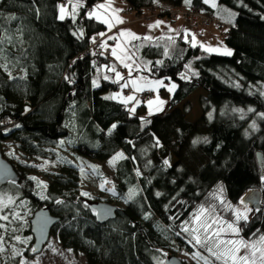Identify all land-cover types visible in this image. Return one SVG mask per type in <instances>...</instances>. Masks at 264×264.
I'll return each mask as SVG.
<instances>
[{
  "label": "trees",
  "instance_id": "obj_1",
  "mask_svg": "<svg viewBox=\"0 0 264 264\" xmlns=\"http://www.w3.org/2000/svg\"><path fill=\"white\" fill-rule=\"evenodd\" d=\"M103 1L84 0L73 22L70 15L59 18V5L68 0H0V63L24 72L9 76L0 68V140L15 133L34 142L66 140L89 162L122 153L113 172L115 217L97 220L91 205L113 203L100 197L62 195L23 181L4 190L26 198L30 211L45 207L57 216L51 237L85 255L87 264H165L168 255L195 247L183 228L192 227L201 208L208 210L201 220H234L233 206L251 190L261 191L262 207L238 227L248 241L257 240L264 234V170L257 159L264 157V0H217L215 9L203 0H123L137 14L157 8L156 19L174 23L185 21L170 18L169 8L194 7L230 27L229 56L193 46L183 34L131 42L135 58L149 66L140 72L177 86L167 109L149 120L116 97L124 81L113 82L110 57L86 54L107 29L87 16ZM197 91L202 114L192 119L189 97ZM25 226L22 234H31V224ZM7 243L0 264H22L13 240Z\"/></svg>",
  "mask_w": 264,
  "mask_h": 264
},
{
  "label": "rangeland",
  "instance_id": "obj_2",
  "mask_svg": "<svg viewBox=\"0 0 264 264\" xmlns=\"http://www.w3.org/2000/svg\"><path fill=\"white\" fill-rule=\"evenodd\" d=\"M73 1L74 0H72L71 4L68 3L69 5L65 6L67 9L65 17L70 14L72 4H74ZM99 4H105L106 8L97 9V4L93 11L100 17L99 20H108L112 24L109 30L108 24L104 23L107 29L103 32L104 35H100V37L103 39L102 42L104 47L107 45L108 48L115 49L117 53L116 56L112 54L109 56L113 62L112 68H115L114 72H119L121 74L123 77L121 80L124 81L123 84L128 82V87H122L116 94V97L123 101L129 96L135 97L134 100L128 101L127 103V106L130 108L129 111L134 109V111H130V113L139 114L141 119L149 120L152 116L160 114L167 109L170 98L176 90L175 88L174 91L170 93L167 88L172 84L176 85V82L166 81L164 79H151L147 74L140 72L142 69L147 71L149 66H147V61L141 63L135 58L134 50L131 45L134 39L131 35H128V33H134L138 37L151 35L148 34L150 31L149 26L152 22L156 23L161 20H164L162 25H165L167 28L165 32L170 33L171 30L169 26L173 25L174 22L168 18L149 21L145 18L147 17L145 12L143 13L144 17L140 19L136 18V14L134 13L130 15L125 14L123 11L128 9V5L123 0H111L110 5L109 0H104ZM117 18L122 19L123 23H119ZM190 25L191 24L188 23L186 26V34H191L192 37H195V40L192 42L193 44L197 45V43H199L205 47L219 48L221 51L226 48L231 50L232 53V49L226 44L225 39L221 37L220 31L217 29L203 31ZM122 32L125 34L120 35ZM160 32L152 35V38L161 36L162 33ZM202 32L210 34L212 38L207 35L203 36L201 34ZM110 37H115L111 45L108 44L111 40ZM209 53L218 54L216 52ZM219 55L229 56L224 54ZM117 56L121 57L124 63L131 65V74H129V69L124 67V63L121 62V59H117ZM127 57H131V59H127ZM11 74L13 76H24V72L19 70L12 71ZM132 80L137 81V85L140 87L139 91L131 84ZM157 80H162L165 86L157 87L154 84ZM201 95L202 92L197 91L189 97L192 110L188 116L192 119H198L202 114L201 107L199 106ZM149 100L153 101L151 114H149ZM160 101H164V103L160 104ZM182 105L183 104H181L180 107H182ZM0 151L10 163L19 166L23 170L25 182L29 188L38 187L51 189L67 196L73 194L81 195V193L87 192L90 194V197H100L102 200L108 199L112 201L114 197L118 196L116 189L113 191L114 187L111 185H115L113 181V172L116 163L120 159H115V157L121 153L113 156L108 161L89 162L76 156L69 147V142L66 140H41L34 142L26 140L22 133H15L9 139L0 140ZM33 177L35 179H32ZM113 203L115 205L117 204L116 201H113ZM236 208L243 209V206L234 205L232 208L233 214ZM249 209L250 211H248L247 215L254 213L250 207ZM4 215H6L8 219L0 220V224L5 225L4 228H0V241H2L0 247L5 249V246L8 244L7 241L12 239L13 243L11 244V249L16 255L21 256L22 264H87L85 255L75 253L72 250L63 249L53 237H50L48 243L45 244L41 252L27 257L24 254L28 249L30 237H22L21 231L24 229L33 213L29 210L26 202L20 201L15 196L3 191L0 192V216ZM216 226L217 225H215V227ZM197 228H199L197 234L200 235V230L202 228L199 227V224L194 218L193 225L189 227V231L191 232L192 229ZM12 232L13 234L10 236ZM16 237H20V239L17 240ZM222 238H243L247 240L243 237L242 231H240L239 237L229 234ZM199 248L205 249L195 244V247H190L189 250L184 248L180 249L177 251L176 256L185 264H204L203 260L195 258L196 253L205 256Z\"/></svg>",
  "mask_w": 264,
  "mask_h": 264
},
{
  "label": "snow or ice",
  "instance_id": "obj_3",
  "mask_svg": "<svg viewBox=\"0 0 264 264\" xmlns=\"http://www.w3.org/2000/svg\"><path fill=\"white\" fill-rule=\"evenodd\" d=\"M203 2L205 4H210V6L213 9L217 8V0H203ZM68 3L71 4L72 0H68ZM110 3H111V0H109V5ZM184 3L190 5L191 0H184ZM79 4H80V0H76V3L72 4V12L70 15H71V19L73 20V22H75L76 9L77 7H79ZM96 8L105 9L106 5L98 4ZM59 11H60L59 18L63 20L65 18V15L67 14V9L64 4L59 5ZM223 11H227V9H223ZM229 15H235V14L229 13ZM87 16L88 18H92L93 16H96L97 19L100 18L95 11L87 13ZM9 19H15V17L12 16V17H9ZM117 20L119 23H123L122 19L117 18ZM101 22L107 23L109 30L111 29L112 24L108 20H102ZM162 23L163 21H157L156 25H153L150 27L159 26ZM124 34L125 33L122 32L120 35H124ZM100 35L103 36L104 33H100ZM128 35H131L133 39H140V37L136 36L134 33L129 32ZM110 38L115 39V37H110ZM94 39L95 38H93V40ZM143 39L147 40V39H150V37H144ZM193 40H195L194 36H193ZM2 43H3V40H0V44ZM193 46H195V44ZM201 47L206 52H216L218 54H224V55L232 54L231 50L226 49V48L223 49V51H221V49L219 48L205 47L203 45H201ZM166 54L167 52H165V55ZM112 55L113 56L117 55L115 49H113ZM117 59H121V62L124 63V60L121 57L117 56ZM127 59H131V57H127ZM157 63H162V61H158ZM124 67L128 68L129 74H131V65L128 63H124ZM0 68H4L5 71H8L9 76H11V71L8 70L6 64H0ZM111 70L115 71V68L113 67ZM115 75H116V80L113 81L114 83L123 79V77L121 76L119 72H115ZM183 78L184 76L182 75L181 79ZM104 79H108V77L105 76ZM93 84L94 85L96 84L95 80L93 81ZM131 84L134 87H136L137 91L140 90V87L137 85L136 80H132ZM154 84L157 87L165 86L162 80H157L154 82ZM122 87H128V82H125L122 85ZM176 87L177 86L175 84H172L170 87L167 88V90L171 93L174 91ZM134 99L135 97L129 96L123 102L127 103L128 101H131ZM159 103L163 104L164 101H160ZM152 104H153V101L149 100L148 101V105L150 109L149 114H151ZM130 111H134V109H131ZM249 111H254V110L249 109ZM260 115L264 117V113H260ZM17 127H19V125H17ZM112 127L115 128L116 125H113ZM252 127L253 129H255L256 127L255 122H253ZM198 142H199L198 140L193 141L194 144ZM205 142H206V138H205ZM157 143L159 142L157 141ZM122 156H123L122 153L118 154L117 157H115V159H119ZM164 163L167 164L168 161H165ZM32 179H35V178L33 177ZM261 179L264 180V177H262ZM220 191H222V188L220 189ZM81 195L85 197H90V194L87 192H83L81 193ZM157 195H159V193H157ZM56 203L59 204V203H62V201L56 200ZM221 203H224V201L222 200ZM240 204L243 206V209H240V208L234 209L235 219L231 221L223 220L221 218H211V217H209V219L201 220V216H203V214L206 211H208L207 209L201 208L200 213L196 215L195 219L197 223L199 224V227L203 228L204 230L203 237L197 234L199 231V228L192 229L190 232L188 227H184L183 231L189 233L192 237V240L195 242V244L200 245L201 247H204L205 250L209 253V256L213 257L216 261H219L220 264H264V234H261L258 237V239L255 241H248L243 238H238V239H231V238L223 239L222 238L223 236H226L229 234L239 237V234L241 231L240 228L238 227L239 221L244 220L245 222H247L248 220L247 213L248 211H250L249 206L243 198H241ZM229 207L231 206L229 205ZM256 210L258 211L259 209H256ZM107 215H110V210H107V209L101 210V218ZM7 219L8 217L6 215L0 216V220H7ZM214 225H217V226L213 227ZM4 227H5L4 224H0V228H4ZM16 239L19 240L20 237H16ZM0 243H2V241H0ZM3 251H4V248L0 247V252H3ZM33 251H35V249H33ZM195 258L199 260H203L204 264H212V261L208 257H205L201 255L200 253H196ZM158 264H160V262H158Z\"/></svg>",
  "mask_w": 264,
  "mask_h": 264
},
{
  "label": "water",
  "instance_id": "obj_4",
  "mask_svg": "<svg viewBox=\"0 0 264 264\" xmlns=\"http://www.w3.org/2000/svg\"><path fill=\"white\" fill-rule=\"evenodd\" d=\"M257 159L259 165L264 170V157L262 154H257ZM21 180L20 174L14 169L13 165L3 156L0 151V187L8 182H19ZM253 212L256 209H261L262 207V193L260 190H251L246 192L242 197ZM92 209L95 210L97 220L103 223L109 219H113L116 215L118 207L106 201L95 202L91 205ZM110 210V215L103 216L101 218V210ZM59 222V218L51 214L48 208H41L35 212L33 218L31 219V231L34 235L35 242L33 248V255L41 252L48 243L51 237L52 227ZM165 264H185L176 255H168L165 258Z\"/></svg>",
  "mask_w": 264,
  "mask_h": 264
},
{
  "label": "built area",
  "instance_id": "obj_5",
  "mask_svg": "<svg viewBox=\"0 0 264 264\" xmlns=\"http://www.w3.org/2000/svg\"><path fill=\"white\" fill-rule=\"evenodd\" d=\"M89 12H91V10H89ZM123 12L129 15L134 13L136 14V18L139 19L144 17L143 13L145 12V15H147V17L145 18L149 21L159 18V10L157 8H145L143 9L142 14H137V12L128 7V9L124 10ZM168 13L170 15V18L174 20L181 18L185 22L190 23L196 29H200L203 31H211V29H217L221 32L222 38L226 39L230 36V27L224 26L218 18L208 15L201 9H197L194 7H171L169 8ZM94 38L95 39L87 49L86 54L106 55L109 57L112 54L111 49L104 47L102 42L103 39L100 36H96ZM111 186L114 187V185Z\"/></svg>",
  "mask_w": 264,
  "mask_h": 264
},
{
  "label": "crops",
  "instance_id": "obj_6",
  "mask_svg": "<svg viewBox=\"0 0 264 264\" xmlns=\"http://www.w3.org/2000/svg\"><path fill=\"white\" fill-rule=\"evenodd\" d=\"M73 3L75 4V3H76V0H74ZM67 4H68V3H67ZM68 5H69V4H68ZM83 5H84V0H80L79 7H77V9H76V17H78L79 11H80V9H81V7H82ZM70 11L72 12V9H71ZM71 12H70V14H71ZM70 14H69V15H70ZM70 16H71V15H70ZM76 17H75V18H76ZM161 21L164 22V20H161ZM153 25H156V23H155V22H152L150 26H153ZM150 26H149L150 31L148 32V34H151V35L144 36V37H150V39H153V38H152V35L157 34V33H159L160 31H162V32H160V33H162L161 36H163V37H177V36H179L180 34H183L185 38L188 37V38H190V41L193 42V37H192V35L190 34V36H187L188 34H186V33H187V27H186V26H187V23H185V22L179 21V22L174 23L173 25L169 26V29L171 30L170 33L165 32V31L167 30V28H166L165 25L160 24L159 26H154V27H150ZM190 26H191V25H190ZM201 34H202L203 36H204V35H207L208 37L212 38V37L210 36V34H207V33H205V32H202ZM197 44L201 46V44H199V43H197Z\"/></svg>",
  "mask_w": 264,
  "mask_h": 264
},
{
  "label": "flooded vegetation",
  "instance_id": "obj_7",
  "mask_svg": "<svg viewBox=\"0 0 264 264\" xmlns=\"http://www.w3.org/2000/svg\"><path fill=\"white\" fill-rule=\"evenodd\" d=\"M12 164V163H11ZM13 165V167H14V169L20 174V176H21V180L19 181V182H21V181H23V182H25V176H24V173H23V170L19 167V166H16V165H14V164H12ZM19 182H8V183H6V184H4L3 186H1L0 187V192H6L4 189H5V187H7V185H10V184H16V183H19ZM26 183V182H25ZM8 193V192H7ZM9 194L10 195H13V196H15L17 199H19L20 201H23V202H26V204L28 203V200L26 199V198H21L20 196H18L17 194H13V193H10L9 192ZM28 205V204H27ZM28 208H29V206H28ZM42 208H45V207H42ZM29 210H30V208H29ZM38 210H36V211H31L32 213H33V215L31 216V218L27 221V223H30L31 222V219L33 218V216H34V214H35V212H37ZM26 223V224H27ZM31 224V223H30ZM28 229H29V227H27V226H25L24 227V229L21 231V234L23 233V231L25 232L26 230L28 231ZM30 230H31V226H30ZM32 232V231H31ZM22 237H30V243H29V246H28V249H27V251L25 252V254L24 255H26L27 257H31V256H33V245H34V242H35V238H34V235H33V233H31V234H27V235H21ZM0 254H1V252H0ZM27 254H30L31 256H28ZM21 257V256H20Z\"/></svg>",
  "mask_w": 264,
  "mask_h": 264
}]
</instances>
